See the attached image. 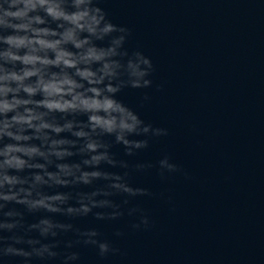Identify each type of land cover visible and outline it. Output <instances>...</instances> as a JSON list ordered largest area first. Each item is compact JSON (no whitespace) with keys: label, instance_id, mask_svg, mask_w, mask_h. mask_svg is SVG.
Instances as JSON below:
<instances>
[{"label":"water","instance_id":"1","mask_svg":"<svg viewBox=\"0 0 264 264\" xmlns=\"http://www.w3.org/2000/svg\"><path fill=\"white\" fill-rule=\"evenodd\" d=\"M99 6L130 29L126 47L150 57L155 69L151 88L125 89L118 98L169 134L134 156L114 145L117 158L129 163L131 185L152 195L129 198L119 220L90 214L71 221L96 228L120 249L102 259L80 246L78 264H264V0H101ZM144 94L150 99L141 106ZM164 155L181 171L162 179L157 167L134 170ZM133 207L148 215L147 230L131 228L138 222V214L127 215Z\"/></svg>","mask_w":264,"mask_h":264},{"label":"clouds","instance_id":"2","mask_svg":"<svg viewBox=\"0 0 264 264\" xmlns=\"http://www.w3.org/2000/svg\"><path fill=\"white\" fill-rule=\"evenodd\" d=\"M100 2L0 0V264H78L80 246L102 259L117 255L96 228L71 221L119 220L129 198L152 195L131 185L128 161L112 148L134 156L169 134L118 98L151 88L154 65L126 47L130 29ZM149 99L144 94L141 106ZM153 167L162 179L181 171L168 155L134 170ZM137 214L131 228L147 230L143 209H127ZM69 233L74 238L63 239Z\"/></svg>","mask_w":264,"mask_h":264}]
</instances>
